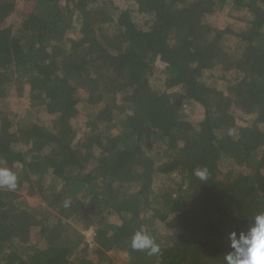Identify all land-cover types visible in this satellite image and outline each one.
Instances as JSON below:
<instances>
[{
  "label": "trees",
  "instance_id": "1",
  "mask_svg": "<svg viewBox=\"0 0 264 264\" xmlns=\"http://www.w3.org/2000/svg\"><path fill=\"white\" fill-rule=\"evenodd\" d=\"M11 1L0 264H225L229 232L264 212V0ZM226 8L241 16L212 24ZM138 230L157 254L131 247Z\"/></svg>",
  "mask_w": 264,
  "mask_h": 264
},
{
  "label": "clouds",
  "instance_id": "2",
  "mask_svg": "<svg viewBox=\"0 0 264 264\" xmlns=\"http://www.w3.org/2000/svg\"><path fill=\"white\" fill-rule=\"evenodd\" d=\"M195 175L206 178V172L196 170ZM17 187V176L8 168L0 167V188L9 191ZM230 251L225 255V264H264V212L254 216L247 231L233 230L228 234ZM131 247L147 250L149 255L160 251L154 238L143 230L135 232L131 239Z\"/></svg>",
  "mask_w": 264,
  "mask_h": 264
},
{
  "label": "rangeland",
  "instance_id": "3",
  "mask_svg": "<svg viewBox=\"0 0 264 264\" xmlns=\"http://www.w3.org/2000/svg\"><path fill=\"white\" fill-rule=\"evenodd\" d=\"M10 4L16 5L17 12H20L21 13V11H22L21 8L23 6L22 3H21V1L18 2L17 0H12L10 2ZM117 4L118 5L123 4L125 6H128L129 5L128 2H123L122 0H118L117 1ZM240 16H241V14L236 13V12H233L229 8H226L225 11H224V13H221L220 15L213 17L211 19V23L214 24V25H216V26H218V27H223L226 24H228V21L231 22L230 20L232 18L237 19ZM16 20H18V19H13L11 21V23H13L14 21L16 22ZM158 70H161V68H159ZM24 98H20V97H17L15 95H13V96L10 97L11 108L14 111V113H16L15 114V117L16 118H18V117H20V118L21 117H24L23 116V111H24V109H27V107H28V101H27V99H24ZM99 110H100V107H96L95 108V112H98ZM189 111H190V113H192V110L191 109H189ZM192 116H193V119L194 120H197V121L201 120V118L203 117V115L200 112H196V114H194ZM84 118H85V115L83 113H81L79 115V117L77 118L76 121L83 122ZM90 233H91V229L84 231L86 241H87L88 235ZM91 246H93V244ZM124 264H126V263H124Z\"/></svg>",
  "mask_w": 264,
  "mask_h": 264
},
{
  "label": "built area",
  "instance_id": "4",
  "mask_svg": "<svg viewBox=\"0 0 264 264\" xmlns=\"http://www.w3.org/2000/svg\"><path fill=\"white\" fill-rule=\"evenodd\" d=\"M93 234H94V232H93V230L91 229V233L88 235V238H87V242H89L90 245L93 244Z\"/></svg>",
  "mask_w": 264,
  "mask_h": 264
}]
</instances>
